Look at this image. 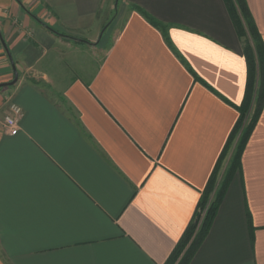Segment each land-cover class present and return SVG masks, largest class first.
Here are the masks:
<instances>
[{
	"label": "crops",
	"instance_id": "0c3cea01",
	"mask_svg": "<svg viewBox=\"0 0 264 264\" xmlns=\"http://www.w3.org/2000/svg\"><path fill=\"white\" fill-rule=\"evenodd\" d=\"M119 5L0 0V115L24 111L0 126V264H167L224 155L248 81L226 1ZM241 163L190 264H264V109Z\"/></svg>",
	"mask_w": 264,
	"mask_h": 264
},
{
	"label": "trees",
	"instance_id": "16d2710c",
	"mask_svg": "<svg viewBox=\"0 0 264 264\" xmlns=\"http://www.w3.org/2000/svg\"><path fill=\"white\" fill-rule=\"evenodd\" d=\"M225 1L238 35L244 41V57L248 68L246 96L242 106L237 108L240 113L238 124L228 141L214 176L202 194L195 218L167 264H190L196 252L204 243L218 215L232 176L234 173L241 171L242 155L264 109L263 38L255 25L246 0ZM139 11L154 27L162 31L168 46L172 48L167 37V28L145 12ZM236 142L238 143L237 150L231 161L228 175L224 182L219 184L218 172L229 150Z\"/></svg>",
	"mask_w": 264,
	"mask_h": 264
},
{
	"label": "built area",
	"instance_id": "2783aa9c",
	"mask_svg": "<svg viewBox=\"0 0 264 264\" xmlns=\"http://www.w3.org/2000/svg\"><path fill=\"white\" fill-rule=\"evenodd\" d=\"M24 118L23 109L14 102L7 103V112L0 115V126L7 136H17L21 130V122Z\"/></svg>",
	"mask_w": 264,
	"mask_h": 264
},
{
	"label": "rangeland",
	"instance_id": "374dc122",
	"mask_svg": "<svg viewBox=\"0 0 264 264\" xmlns=\"http://www.w3.org/2000/svg\"><path fill=\"white\" fill-rule=\"evenodd\" d=\"M117 1V3H120V5H119V7L121 8V3H122V0H116ZM116 8V7H115ZM117 10L115 9L114 10V13H113V15H112V17H111V19H110V21H112L113 19H114V17H115V15H116V12ZM106 37V36H105ZM106 40L104 39L102 42L100 41V43H101V45H103L104 44V42H105ZM98 54H99V56H100V58L102 57V52L100 51V49H98ZM98 56V57H99ZM88 57H91V56H88ZM90 59V58H89ZM98 60L99 61V59H97V58H94V57H92V60L94 61V60ZM92 65H95V62H92ZM10 89V87H8V88H3L2 90H9ZM10 102H12V101H10ZM237 142L234 144V146L229 150V152H228V154H227V156H226V158H225V160L223 161V163L224 162H226V160H228L229 158V161H232V159L234 158V155H235V153H236V150H237ZM223 163H222V165H223ZM222 165H221V167H222ZM230 166H231V162H228V165H227V170H229L230 169ZM220 171H221V168H220V170H219V172H218V182L220 183V178H222V174H220ZM224 182V181H223ZM222 182V183H223ZM204 215H205V212L203 213V217H204ZM202 220H203V218H202ZM202 220L200 221V225H201V223H202Z\"/></svg>",
	"mask_w": 264,
	"mask_h": 264
},
{
	"label": "water",
	"instance_id": "95a60500",
	"mask_svg": "<svg viewBox=\"0 0 264 264\" xmlns=\"http://www.w3.org/2000/svg\"><path fill=\"white\" fill-rule=\"evenodd\" d=\"M0 39H1L2 43H3L4 49L6 50L9 59H10V61H11L12 68H13L14 73H15V79H14L13 82H11V83H7V84H0V89H2V88H7V87H10V86L15 85V84L18 82V73H17V70H16L15 63H14V61H13V58H12V56H11V53H10V51L8 50V48H7V46H6L5 42H4V40L2 39V35H1V33H0Z\"/></svg>",
	"mask_w": 264,
	"mask_h": 264
}]
</instances>
